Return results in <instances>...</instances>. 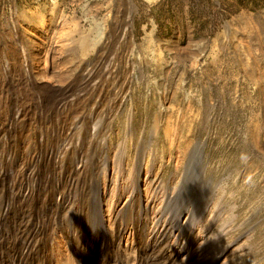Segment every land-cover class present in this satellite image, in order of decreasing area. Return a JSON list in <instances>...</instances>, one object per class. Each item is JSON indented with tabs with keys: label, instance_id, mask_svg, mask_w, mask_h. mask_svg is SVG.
<instances>
[{
	"label": "rangeland",
	"instance_id": "374dc122",
	"mask_svg": "<svg viewBox=\"0 0 264 264\" xmlns=\"http://www.w3.org/2000/svg\"><path fill=\"white\" fill-rule=\"evenodd\" d=\"M158 2L0 0V64L12 63L17 52L29 55L36 43L32 55L68 62L58 66L62 82L54 71V86H74L80 70L91 67L97 70L92 83L109 66L116 75L127 72L130 84L110 116L106 155L118 163L124 147L129 166L140 148L141 163H152L163 182L174 175L177 184L185 166H196L187 146L201 144L203 179L214 187L209 248L226 247L239 264H264V7L240 10L215 31L198 32L185 3L169 15ZM99 23L107 48L82 49ZM10 26L20 33L16 41ZM59 31L73 41L67 44ZM205 180L193 176L194 196L206 193Z\"/></svg>",
	"mask_w": 264,
	"mask_h": 264
},
{
	"label": "bare ground",
	"instance_id": "6f19581e",
	"mask_svg": "<svg viewBox=\"0 0 264 264\" xmlns=\"http://www.w3.org/2000/svg\"><path fill=\"white\" fill-rule=\"evenodd\" d=\"M105 29L96 24L82 49H106ZM8 30L19 39L15 27ZM63 32L57 36L71 43ZM35 45L0 64V264H239L226 247L208 245L216 215L208 212L214 187L203 179L202 145L187 146L196 166H185L177 184L141 163L140 148L128 166L121 147L115 163L105 138L130 84L127 72L109 66L92 83L91 67L74 86L62 85L58 66L68 62L32 55ZM194 175L206 193L194 196Z\"/></svg>",
	"mask_w": 264,
	"mask_h": 264
},
{
	"label": "trees",
	"instance_id": "16d2710c",
	"mask_svg": "<svg viewBox=\"0 0 264 264\" xmlns=\"http://www.w3.org/2000/svg\"><path fill=\"white\" fill-rule=\"evenodd\" d=\"M183 3L187 5L188 17L197 26L198 32L205 29L215 31L221 20L240 10L256 11L264 7V0H159L158 5L167 7L170 15L172 6L178 8L183 6ZM211 8L215 10L206 12Z\"/></svg>",
	"mask_w": 264,
	"mask_h": 264
}]
</instances>
